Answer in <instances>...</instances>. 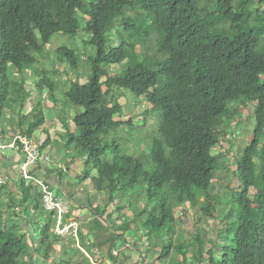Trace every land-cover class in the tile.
Listing matches in <instances>:
<instances>
[{
    "label": "trees",
    "instance_id": "trees-1",
    "mask_svg": "<svg viewBox=\"0 0 264 264\" xmlns=\"http://www.w3.org/2000/svg\"><path fill=\"white\" fill-rule=\"evenodd\" d=\"M263 6L264 0H210L207 4L203 0H0V136L15 135L7 142L1 138L0 144L14 143L23 155L18 161L9 158L17 164L20 182L10 186L9 206L0 204V264H35L34 259L47 264L56 245L62 259L54 258V264H91L78 247L69 253L53 231L56 213L44 210L39 186L19 173L25 161L20 138L32 141L45 127L43 93L59 108L63 131L57 140L43 131L49 137L38 151L54 146L50 152L63 161L65 171L40 158L30 175L64 202L62 226L71 217L69 198L49 182V175L58 179L59 186L71 170L70 163L84 159L85 166L76 175L78 191H73L71 200L78 193H88L81 188L89 180L106 204L93 208L96 196L88 195V205L78 202L79 207L99 217L114 234L121 233L115 237L122 243L126 233L141 242L145 239V253L138 248L143 261L144 254L155 252L151 264H264V193L257 199L261 218L251 217L249 199L253 186L264 185ZM114 30L116 42L111 35ZM56 35L74 43L60 45L50 59L46 48ZM82 37L83 48H79L75 40ZM154 41L156 57L147 52ZM136 46L143 56L135 53ZM43 55L47 66L38 65ZM58 65L76 76L85 69L86 82L68 80L62 92L56 81L62 74ZM105 66H120L121 74L109 77ZM28 74L34 78L30 90ZM118 90L136 99L146 97L149 105L158 107L159 137L149 147L146 164L102 141L103 135L124 125L116 120L123 113L115 97ZM57 92L62 93L61 101ZM33 94L35 103L26 112ZM253 97L257 104L252 138L235 160L232 174L238 187L231 209L219 220L224 228L216 235L218 243L206 251L201 232L191 247L175 243V207L188 204L198 208L200 220H214L211 208L219 202L210 197L209 188L218 172L230 171L219 152L221 143L238 115L236 104ZM68 110L74 111L71 123L66 120ZM60 144L62 150H57ZM133 197L136 202H129ZM140 201L144 205L138 209ZM115 203L118 215L113 221L105 215ZM18 208L31 218L39 216L31 232L36 239L21 233L20 224L12 222L20 218ZM4 210L11 211L7 218ZM89 225L91 235L96 229ZM76 237L74 244L90 253L81 228H76Z\"/></svg>",
    "mask_w": 264,
    "mask_h": 264
},
{
    "label": "rangeland",
    "instance_id": "rangeland-1",
    "mask_svg": "<svg viewBox=\"0 0 264 264\" xmlns=\"http://www.w3.org/2000/svg\"><path fill=\"white\" fill-rule=\"evenodd\" d=\"M205 4L210 2V0H203ZM260 12H264V6L260 9ZM131 16H133V13H130ZM116 30H114L111 35L113 36L114 42H116ZM82 38H76L75 44L79 48H83V45L81 43ZM74 42L69 39L65 35H56L52 38L49 46L46 48V52L48 53V57L51 59L53 57L54 51L60 46V45H67L72 46ZM155 41L150 43V48L147 52L149 54L153 53V57H156L155 53ZM134 51L136 54L140 55L141 47L136 46L134 48ZM140 56H143L140 55ZM47 56H39L38 60L39 66H47L48 61L46 60ZM154 59H152L153 62ZM57 69H59L62 74L56 78V81L62 85L61 91L64 92L67 88L66 82L68 80H79L81 84L86 82L85 78V69L80 71L79 75H75L72 71H70L65 65L57 66ZM105 71L109 77H116L121 74V67L120 66H105ZM33 80L31 79V76L27 75V90H30L33 88ZM105 80V78H104ZM104 90L106 88L104 87ZM43 111L46 118L45 127H43V131H47L48 134L52 135V139L57 140V138L62 133L63 129L60 125V122L58 120L60 116V110L59 108H54L51 101L47 98V94L43 93ZM35 94L32 95L31 99L29 100L26 108L24 111L29 112L31 110L32 105L35 103L34 101ZM56 97L59 101L62 100L63 96L61 92L56 93ZM115 97L118 101V103L123 107V113L120 117H117L116 120L123 121L124 125L119 126L118 128H114L111 130L107 135L102 136V141L104 144H108L110 146L116 145L119 147V149L126 155L134 156L140 158L143 163H147L149 159V147L151 143L153 142L154 138L159 137L158 132V123H159V116H157V110L158 107H152L147 103L146 97L138 98L136 99L134 96H132L130 93H127L123 90H118L115 92ZM256 97H253L250 101L240 104L237 103L236 107H238V115H235L234 119L231 122L230 131H228V134L226 135L225 139L222 140L221 146L222 149L219 150L221 155H223L224 158L227 159L229 162V168L230 171L228 172H218L216 175L215 180L211 184L209 188V194L210 197H212L214 200H216L218 205L213 206L211 208V212L214 216V220H209L207 222L200 220L201 215L198 210V208L191 209L188 204L181 206V207H175L173 211V217L175 219L174 227H175V235H174V241L175 243H182L185 245H188L189 247L193 246L196 243V236L198 235V232L200 233V237L203 239L205 250H209L211 246H215L218 243V239L216 238V235L218 231L222 228H224L223 224L220 223V218L227 213L228 210L231 209V198L232 194L237 190L238 183L235 177L233 176V168H235V160L239 157L242 150L248 146V144L251 141L252 138V129H253V118L252 113L254 108L256 107ZM74 114V111L68 110L66 112V120L71 123V118ZM15 118V117H14ZM131 121L130 124L127 122ZM1 128V124H0ZM3 130V128H2ZM42 131V133H37L34 135L32 141L35 143V145H41L44 143V141L49 137L48 134H45ZM13 133V132H10ZM14 134V133H13ZM11 136H15L12 134H3V136H0V139L2 138L5 142L8 141V139ZM17 137V136H16ZM15 137V138H16ZM51 139V140H52ZM14 144H11L10 146H3L0 144V204L9 206V195L8 191L10 190V186L15 184H19V176L17 173L18 167L17 164H11L9 161V158L14 157V161L20 160V158H23V155L18 150L17 146L11 147ZM54 146H48L44 150V154H49L51 157H53V152H50V149ZM62 150L61 144L58 145L57 150ZM56 150V151H57ZM217 153L216 151L213 152V154ZM59 157V156H58ZM13 161V162H14ZM18 163V162H17ZM65 166L63 163L62 166ZM83 168V167H82ZM52 177V176H51ZM54 177V176H53ZM76 184V182H75ZM14 186V185H13ZM14 188V187H13ZM88 191L87 194L89 196H93L92 193H95L92 190V185L87 181L85 186L83 187ZM16 189V188H15ZM15 189H13L15 191ZM60 193L63 195V192L59 189ZM92 191V192H91ZM264 193V185L262 183H257L255 186H253L249 192V199L252 202L251 206V212L250 215L252 218H261V215L258 210L257 205V199L259 196H261ZM132 196V195H131ZM130 196V197H131ZM11 197V196H10ZM129 197V198H130ZM17 203L18 201L15 200ZM127 202V201H126ZM129 202H136V199L133 197L129 200ZM15 203V202H14ZM117 203L113 204L107 209L105 217L107 215L111 216V220H115L118 213L115 211ZM144 205V202L140 201L137 204L138 209H141ZM11 211L4 210L3 211V217H8ZM16 213L19 214L20 218L11 219L12 222L16 224H20V232L27 235H32L31 232L34 233V229H36V221L39 219V216H34L33 218L30 217V214H27V212L22 213L21 209L18 208ZM112 213H116L117 215H114ZM130 215V214H128ZM131 216V215H130ZM118 221V220H117ZM75 224L74 222H71ZM76 225V224H75ZM77 226V225H76ZM68 230V229H67ZM32 239H36L35 234L32 235ZM61 242L67 245V250L69 253L74 254L75 251H77V244H74V236L73 231L69 230L68 232H64L62 235H60ZM127 240L131 241L130 238ZM145 241L142 240V242ZM142 245V244H141ZM138 243H134L133 248L138 251V248H141V251L144 252V248ZM81 251V250H80ZM217 255L219 254L220 250L219 248H216ZM82 252V251H81ZM88 252H90L88 248ZM62 252L60 251V246H55L54 252L52 253V258L49 260L47 264H54L53 259L57 258V262H60ZM155 256V252H148L146 256L144 255V260L147 264H151L153 257ZM91 257L95 259V257L91 254ZM35 264H41L40 260L34 259ZM158 264V263H155ZM160 264V263H159ZM162 264V263H161Z\"/></svg>",
    "mask_w": 264,
    "mask_h": 264
},
{
    "label": "crops",
    "instance_id": "crops-1",
    "mask_svg": "<svg viewBox=\"0 0 264 264\" xmlns=\"http://www.w3.org/2000/svg\"><path fill=\"white\" fill-rule=\"evenodd\" d=\"M70 164L71 170L68 175L64 176L63 179L59 182V186L57 182L58 179L55 176L53 177L52 175H49V182L59 188L63 192V195H67L69 198L68 207L71 210V217L68 219L66 225L74 222L77 225L76 228H81L82 233L86 237V244H89L88 248L90 249V251L92 250L96 252L92 255L95 257V260L97 262L101 264H140V254L133 248L134 243H138L140 245L142 244L143 246H145L143 242L140 241V239L136 240L137 237L133 233H126L122 237L126 242L122 243L123 240H119L117 239V237H115L116 235L118 236L121 233L118 232L115 233V235L112 229H110V227L106 223L99 219V217L94 216V214L90 213V211L85 207H79L80 205H78V202L81 204V206L88 205L89 194L86 193L81 195L80 193H78L75 195L74 200H71L70 197L74 194L73 191H78V187L76 186V175L80 173V171L83 169L82 167H84L85 165L84 159H77V161L73 160ZM85 184L82 186V190H84L83 187L85 186ZM88 191L89 190H87L86 192ZM92 194L93 196H96V201L93 204V208H95L98 203L106 204V198H103L101 196L99 197L95 193ZM112 214L113 216L117 215L116 213ZM129 219H132V216H129ZM90 223H92L93 228L96 229V231L91 232V235H89L90 232L88 228L90 226ZM128 238H130L131 241L127 240Z\"/></svg>",
    "mask_w": 264,
    "mask_h": 264
},
{
    "label": "built area",
    "instance_id": "built-area-1",
    "mask_svg": "<svg viewBox=\"0 0 264 264\" xmlns=\"http://www.w3.org/2000/svg\"><path fill=\"white\" fill-rule=\"evenodd\" d=\"M20 141L23 145V153L25 155V161L19 167L20 175L26 180H33L40 188L42 193V205L46 212H55L56 213V224L54 227V232L57 235H62L64 232H68L69 230L73 231V236L76 237V225L70 223L68 225H61L63 215L66 212V206L62 199L55 194L54 191L50 189L48 185H46L42 180L35 179L30 175V172L33 168H36V163L40 158H43L45 162H53L54 165H57L59 168H62L65 171V168L61 166V161H59L57 156L51 157L49 154H44L45 152L39 153L38 147L39 145H35L33 141H30L26 138H20ZM14 144V143H12ZM10 146V145H9ZM15 145L11 147L14 148ZM3 147V146H2ZM68 229V230H67ZM79 250L83 252V254L89 259L91 264H101L97 262L95 259L91 257V254L96 253L95 251H90L87 253L84 249L78 246ZM140 264H147L142 260V257L139 258Z\"/></svg>",
    "mask_w": 264,
    "mask_h": 264
},
{
    "label": "clouds",
    "instance_id": "clouds-1",
    "mask_svg": "<svg viewBox=\"0 0 264 264\" xmlns=\"http://www.w3.org/2000/svg\"><path fill=\"white\" fill-rule=\"evenodd\" d=\"M60 161V160H59ZM62 164H63V161H61V166H62ZM63 167L65 168V166L63 165Z\"/></svg>",
    "mask_w": 264,
    "mask_h": 264
}]
</instances>
